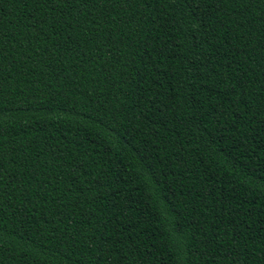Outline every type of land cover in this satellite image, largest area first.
Masks as SVG:
<instances>
[{"label":"trees","instance_id":"trees-1","mask_svg":"<svg viewBox=\"0 0 264 264\" xmlns=\"http://www.w3.org/2000/svg\"><path fill=\"white\" fill-rule=\"evenodd\" d=\"M0 264H264V0H0Z\"/></svg>","mask_w":264,"mask_h":264}]
</instances>
